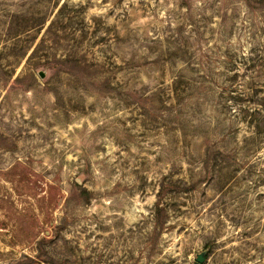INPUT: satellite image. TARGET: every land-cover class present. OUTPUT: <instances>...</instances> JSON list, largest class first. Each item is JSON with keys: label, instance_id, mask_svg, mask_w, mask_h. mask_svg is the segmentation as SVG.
Segmentation results:
<instances>
[{"label": "rangeland", "instance_id": "1", "mask_svg": "<svg viewBox=\"0 0 264 264\" xmlns=\"http://www.w3.org/2000/svg\"><path fill=\"white\" fill-rule=\"evenodd\" d=\"M203 252L264 264V0H0V264Z\"/></svg>", "mask_w": 264, "mask_h": 264}, {"label": "water", "instance_id": "2", "mask_svg": "<svg viewBox=\"0 0 264 264\" xmlns=\"http://www.w3.org/2000/svg\"><path fill=\"white\" fill-rule=\"evenodd\" d=\"M40 76L44 77L45 76L44 72H41L40 73ZM205 260H206V254H205V252H203V253H201V254L198 255L197 262L203 264L205 262Z\"/></svg>", "mask_w": 264, "mask_h": 264}]
</instances>
